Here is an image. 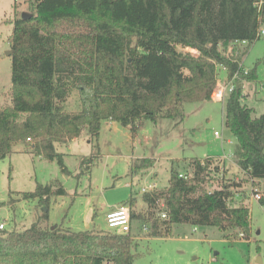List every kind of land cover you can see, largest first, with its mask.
<instances>
[{"label": "trees", "instance_id": "1", "mask_svg": "<svg viewBox=\"0 0 264 264\" xmlns=\"http://www.w3.org/2000/svg\"><path fill=\"white\" fill-rule=\"evenodd\" d=\"M29 4L31 15L12 21L9 103L0 106V159L17 143L27 144L33 153L56 159L66 171L55 143L77 138L83 129L98 140L106 121L127 126L132 134L143 120L179 122L185 102L211 99L223 70L233 85L224 100V123L236 139L235 162L249 179L264 180V111L253 117V108L242 101V82L255 80L256 71L242 70L236 59L219 49L259 38L264 0H29ZM73 89L81 106L67 111L63 103ZM213 160L217 157L189 160L192 170L183 173L186 177L171 166L167 186L142 193L151 236L166 237L173 224L188 223L236 230L248 238L249 208L242 202L231 204L240 182L204 188L205 177L219 169ZM154 163L153 157L135 158L129 174ZM63 194L61 184L49 182L21 193L41 205ZM134 201L128 206L131 219L145 220L134 212ZM258 201L264 205V188ZM42 215L47 218L46 212ZM136 249L130 231H72L61 224L51 229L41 226L40 219L23 230L0 229V264H132Z\"/></svg>", "mask_w": 264, "mask_h": 264}, {"label": "rangeland", "instance_id": "2", "mask_svg": "<svg viewBox=\"0 0 264 264\" xmlns=\"http://www.w3.org/2000/svg\"><path fill=\"white\" fill-rule=\"evenodd\" d=\"M29 10V0H0V106L9 103L11 58L7 51L12 21ZM219 49L236 59L242 70L255 69L257 78L242 82V101L253 108V117L259 116L264 111V39L249 44L239 41ZM186 50L197 54L194 49ZM220 73L219 78L224 79L223 70ZM224 100L185 102L184 117L179 122L169 118L143 120L135 134L127 126L118 128V124L107 121L101 125L98 140L90 139L83 129L77 138L55 143L66 171L56 159H45L27 144L17 143L9 155L0 159V223H4L0 229L23 230L40 219L41 226L108 230L107 210L129 206L133 199L134 212L146 219L130 220L129 231L137 242L138 253L132 264H264V205L252 193L254 187L262 193L264 180L249 179L236 164V139L224 123ZM80 106L78 92L73 89L63 107L78 111ZM142 156L155 158L154 165L129 174L131 161ZM207 156L217 157L213 164L218 162L219 169L205 177L206 190L217 188L221 182H240L234 188L231 204L242 202L248 206V238L236 230L188 223L173 224L166 237L151 236L142 188L152 184L160 190L168 185L171 166L190 173L189 160ZM48 182L61 184L65 194L51 196L47 205L22 197V192H31L39 183ZM44 212L46 219L42 218Z\"/></svg>", "mask_w": 264, "mask_h": 264}, {"label": "built area", "instance_id": "3", "mask_svg": "<svg viewBox=\"0 0 264 264\" xmlns=\"http://www.w3.org/2000/svg\"><path fill=\"white\" fill-rule=\"evenodd\" d=\"M258 36L259 38L261 37L262 39H264V25L260 27ZM241 42L246 43L244 40ZM232 87H233L232 81H227L225 78L224 79L218 78L216 81V85L212 90L210 98L215 101H223L225 99L226 94L232 90ZM214 134L216 136H219L217 131H215ZM179 175L186 177V175H184L183 173H180ZM151 188H153V185L149 184L147 188L146 187L142 188V192L147 191ZM252 193L255 199L258 200L260 198V192L256 187L252 189ZM161 217H165V214L162 213ZM130 220H131L130 209L128 206L125 205H120L119 207L109 210L105 216L107 228L110 230H114L118 233H126L129 231ZM3 227H4V223H0V228Z\"/></svg>", "mask_w": 264, "mask_h": 264}, {"label": "water", "instance_id": "4", "mask_svg": "<svg viewBox=\"0 0 264 264\" xmlns=\"http://www.w3.org/2000/svg\"><path fill=\"white\" fill-rule=\"evenodd\" d=\"M30 15H31V13H28L26 11H22L21 14H20L22 19H25V18L29 17ZM7 54L10 55L11 54V50L7 51ZM118 127H121V125H118ZM55 226L56 225L51 226L50 228L53 229Z\"/></svg>", "mask_w": 264, "mask_h": 264}, {"label": "crops", "instance_id": "5", "mask_svg": "<svg viewBox=\"0 0 264 264\" xmlns=\"http://www.w3.org/2000/svg\"><path fill=\"white\" fill-rule=\"evenodd\" d=\"M112 123V122H111ZM113 124H116V123H113ZM118 128H120V127H118ZM257 181H260L261 179H256ZM109 210H111V209H109ZM109 210H107V211H109Z\"/></svg>", "mask_w": 264, "mask_h": 264}]
</instances>
